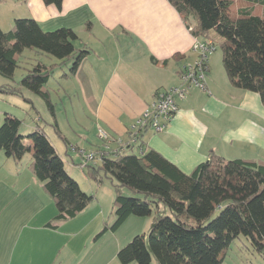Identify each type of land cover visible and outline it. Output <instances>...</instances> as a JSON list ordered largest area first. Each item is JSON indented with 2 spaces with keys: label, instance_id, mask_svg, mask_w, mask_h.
<instances>
[{
  "label": "crops",
  "instance_id": "crops-1",
  "mask_svg": "<svg viewBox=\"0 0 264 264\" xmlns=\"http://www.w3.org/2000/svg\"><path fill=\"white\" fill-rule=\"evenodd\" d=\"M17 18H32L44 31L69 28L77 35L75 48L88 50L75 74L67 76L62 95L71 82L80 97L85 120L71 118L86 132L78 134L80 139L98 127L124 138L156 91L179 85L180 70L198 56L191 50L190 28L168 0H62L60 7L43 0H1L0 28L10 30ZM211 59L208 56L205 89L190 88L184 99L176 100L178 108L161 132L147 129L143 134L146 149H154L185 173L207 160L210 152L227 159L264 160V104L259 94L234 86L226 71L212 67ZM52 135L60 153L66 150L77 158V152ZM1 154L0 160L6 156ZM30 159L8 172L0 166V264H120L116 240L107 253L104 249L105 236L114 232L94 238L106 224L100 202L57 229L46 226L57 211L28 168ZM79 159L71 158L72 164Z\"/></svg>",
  "mask_w": 264,
  "mask_h": 264
},
{
  "label": "trees",
  "instance_id": "trees-1",
  "mask_svg": "<svg viewBox=\"0 0 264 264\" xmlns=\"http://www.w3.org/2000/svg\"><path fill=\"white\" fill-rule=\"evenodd\" d=\"M43 1L60 7L62 0ZM168 1L193 36L211 39L215 46L216 37L220 39L222 64L233 85L258 93L264 104V0H250V5L235 13L233 0ZM254 5L262 10L254 12ZM76 38L69 28L44 31L32 18H17L10 30L0 28V74L12 78L21 53L37 49L64 64L71 59L68 72L62 76H72L88 54L87 49L75 48ZM49 76L48 68L37 63L19 84L44 99L53 118L48 126L64 147L77 152L80 159L75 165L85 162L81 168L85 176L97 185L103 178L115 180L114 220L103 225L94 238L115 232L130 216H149L155 211L148 235L137 234L118 249L120 264H150L151 253L157 264H221L226 248L239 235L264 254V160L227 159L210 152L207 160L185 173L154 149L143 146L146 129H142L136 133V143L99 153L95 163L93 159L83 161L92 151L97 157L96 152L103 150L102 142L86 151L62 135L45 89ZM18 90L8 83L0 85V93L17 94ZM20 125L21 120L4 114L0 152L15 162L30 154L28 168L42 182L57 211L46 226L57 229L87 208L95 194L85 192L66 172L67 151H63L65 155L58 151L51 133L37 126L24 136L19 134ZM123 188H128L130 195H125Z\"/></svg>",
  "mask_w": 264,
  "mask_h": 264
},
{
  "label": "rangeland",
  "instance_id": "rangeland-1",
  "mask_svg": "<svg viewBox=\"0 0 264 264\" xmlns=\"http://www.w3.org/2000/svg\"><path fill=\"white\" fill-rule=\"evenodd\" d=\"M246 5H250V0H233L232 11L235 13L238 8ZM253 9L254 12H259L262 10L261 6L258 5H254ZM215 42V50L208 56H211L212 58V67L214 68L217 66L223 72L225 70L222 64V49L220 47V39L216 37ZM62 61L63 60L40 52L37 49H25L19 57V65L14 70L12 78H7L0 74V85L8 83L19 88L17 94L0 93V125L4 120V114L9 113L21 120V125L19 128V134L21 135L27 136V134L32 132L37 126H43L45 131L47 130L49 134H53L51 127L48 126L49 123L53 122L52 116L44 99L19 84L21 78L26 74V72L31 70L37 63H40L46 66L49 70L50 78L45 86V89L49 93V98L53 104L55 115H57V118L59 119V125L64 130V132L68 134L72 144L76 143L80 149L90 151L96 146H100L99 140H101L102 145H104L106 149L109 148L110 150L115 151L114 149L118 148V140L122 139L124 142H126L127 133L131 128L126 132V136L122 138L120 136H114L113 134L105 131L103 128L98 127L97 130L100 128L106 132L108 139L111 140L110 142H105L103 139H101L97 130L96 132H94V130L89 131V135L86 137V139L83 137L80 139L78 134L83 135L86 134V132L81 125L82 123L73 121L71 118L75 116L78 121H81V119L85 120L82 111L83 105L79 101L80 97L73 89H71V82H67L70 85V89L67 90V94L65 93L64 97L62 96L64 90L66 89L65 81H67V77H63L62 74L68 72V67L70 66L72 60H67L65 64ZM59 82L63 83L61 88L58 87ZM36 118H39L40 122H36ZM87 123L88 121H85L86 125ZM53 138L54 136L52 135V139ZM24 141L28 142L26 138ZM105 151L106 150L104 149L98 150V152H96L98 154L97 157H95L96 154L92 156L93 162H97V159L100 158L99 153L101 155V153H104ZM94 152L95 151H92L91 153ZM1 153L4 154V152ZM62 155H65V153H62ZM29 157L30 154L26 153L23 157V160H20L18 163H15V160L11 157L8 160L9 162L3 163L6 161V159H8L6 156H4V158L0 160V166L7 172L12 168V166L20 169L27 162ZM71 158L76 161L79 159V156L77 155L76 158L74 154L68 152V154L64 157V168L66 172L78 182L80 187L85 192L88 194H95L94 200L88 206L100 202L102 204V210L105 213V223L110 224L114 220V216L112 215V203L114 198L113 184L115 183V180L111 181L109 178H103V181L97 185L93 181L89 180L81 170V168L85 165V162L80 163V165H75L72 164ZM123 189L125 195H130V190L128 188ZM155 218V211H152L149 216L128 217L113 235L110 236V234H107V236H105L104 244L106 246L104 249L106 250V253L108 252V247L111 241L114 243L116 240V242L119 243V246L122 247L137 234L144 233L147 236L150 226L155 221ZM120 247H118V249ZM128 264H136V262L131 261ZM150 264H157L152 253ZM221 264H264V254L256 251L243 235H239L226 248Z\"/></svg>",
  "mask_w": 264,
  "mask_h": 264
},
{
  "label": "built area",
  "instance_id": "built-area-1",
  "mask_svg": "<svg viewBox=\"0 0 264 264\" xmlns=\"http://www.w3.org/2000/svg\"><path fill=\"white\" fill-rule=\"evenodd\" d=\"M215 47L216 46L211 40L194 36L191 50L198 53L197 59L179 72V85L166 90H158L153 102L145 108L142 115L138 117L137 121H135L128 131L126 142L122 139L118 140V148L128 142L136 143V133L138 130L152 129L154 132H161L166 127L172 114H174L178 108L177 99H184L190 88L205 89L208 71V55L215 50ZM97 132L99 137L105 142L111 141L108 139L104 130L99 128ZM118 148L114 150L116 151ZM102 149L111 151L109 148L106 149L104 145H102ZM93 155L94 154L91 152L86 153L83 161L92 159Z\"/></svg>",
  "mask_w": 264,
  "mask_h": 264
}]
</instances>
